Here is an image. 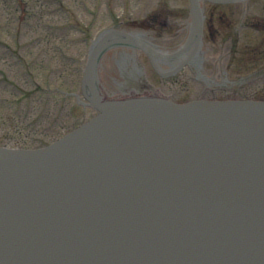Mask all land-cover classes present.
Wrapping results in <instances>:
<instances>
[{
    "label": "water",
    "instance_id": "obj_1",
    "mask_svg": "<svg viewBox=\"0 0 264 264\" xmlns=\"http://www.w3.org/2000/svg\"><path fill=\"white\" fill-rule=\"evenodd\" d=\"M192 6L197 8V0H192ZM188 33L189 27L176 45L149 40L172 52L187 41ZM189 53L183 51L159 68L170 70ZM118 56L115 49L104 58L101 52L97 54L96 64L102 59L100 75L96 64L87 73L89 92L95 99H120L122 95L112 91L117 86L120 94L134 97L121 81L124 77ZM121 59L133 64L128 77L142 84L143 73L134 55L128 52ZM99 84L108 87L106 91ZM153 97L163 98L157 90ZM97 108L102 111L98 117L64 138L63 147L70 146L62 157L54 156L51 150L0 147V240L11 254L16 253L12 262L22 255L20 264H264L262 246L254 241L253 233L248 238L260 249L257 253L248 241L237 245L238 238L247 237L242 230L236 231V222L230 218L221 223L218 219L232 214H264V158L257 164L250 160L255 152H233L231 145L224 148L225 140L219 143L220 132L216 134L218 129L212 126L223 113L244 119L256 111L264 117V102L132 100L125 104L105 102ZM231 121H224V132L233 134ZM199 130H205V140ZM144 135L173 146L166 150L165 161L143 147ZM84 139L89 143L86 163L76 148L70 152L75 157L69 156L74 144L82 145ZM260 146L264 147V135L255 150ZM64 160V166L58 168ZM174 162L185 167L177 175L168 164ZM261 166L262 186L254 182ZM250 181L253 189H249ZM176 191L174 199H169L170 192ZM51 193L61 200L57 202ZM247 196L253 204L247 202ZM55 214H76L84 224L57 225ZM36 219L44 221L34 224L39 221ZM223 225L229 237L218 232ZM235 247L244 253L243 261L230 254ZM5 260L0 255V264Z\"/></svg>",
    "mask_w": 264,
    "mask_h": 264
},
{
    "label": "rangeland",
    "instance_id": "obj_2",
    "mask_svg": "<svg viewBox=\"0 0 264 264\" xmlns=\"http://www.w3.org/2000/svg\"><path fill=\"white\" fill-rule=\"evenodd\" d=\"M205 5L201 67L213 79L200 77L191 63L162 77L135 49L146 76L179 101L264 98V0H249L246 14L240 2ZM189 6V0H0V145L39 148L90 119L97 110L80 77L93 40L120 20H136L148 24L141 28L153 41L176 45L188 31Z\"/></svg>",
    "mask_w": 264,
    "mask_h": 264
},
{
    "label": "bare ground",
    "instance_id": "obj_3",
    "mask_svg": "<svg viewBox=\"0 0 264 264\" xmlns=\"http://www.w3.org/2000/svg\"><path fill=\"white\" fill-rule=\"evenodd\" d=\"M201 55H203L202 53H200ZM200 54H196V55H194V57H193V60H195L196 62H197V66L199 67V57H200ZM199 69H200V71H201V73L203 74V76L206 78V79H209V80H211V79H213V78H210L209 76H207V74L204 72V71H202V69L199 67ZM161 95H162V97L164 98V95L162 94V93H160Z\"/></svg>",
    "mask_w": 264,
    "mask_h": 264
},
{
    "label": "flooded vegetation",
    "instance_id": "obj_4",
    "mask_svg": "<svg viewBox=\"0 0 264 264\" xmlns=\"http://www.w3.org/2000/svg\"><path fill=\"white\" fill-rule=\"evenodd\" d=\"M133 24H136V22H133ZM138 32H141L140 29H135V30H134V33H137V34H138ZM138 35H139V34H138Z\"/></svg>",
    "mask_w": 264,
    "mask_h": 264
}]
</instances>
